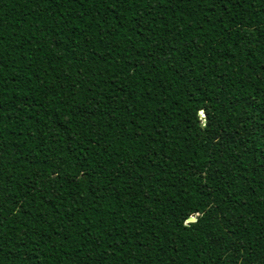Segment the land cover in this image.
I'll use <instances>...</instances> for the list:
<instances>
[{
	"label": "trees",
	"instance_id": "1",
	"mask_svg": "<svg viewBox=\"0 0 264 264\" xmlns=\"http://www.w3.org/2000/svg\"><path fill=\"white\" fill-rule=\"evenodd\" d=\"M0 264H264V0H0Z\"/></svg>",
	"mask_w": 264,
	"mask_h": 264
},
{
	"label": "water",
	"instance_id": "2",
	"mask_svg": "<svg viewBox=\"0 0 264 264\" xmlns=\"http://www.w3.org/2000/svg\"><path fill=\"white\" fill-rule=\"evenodd\" d=\"M201 116H203V111L202 110H199V112H198ZM186 221L187 222H193V221H195V217L194 216H190V217H188L187 219H186Z\"/></svg>",
	"mask_w": 264,
	"mask_h": 264
}]
</instances>
